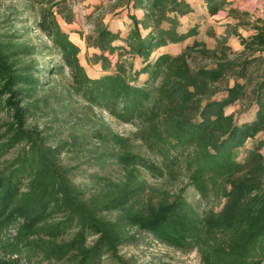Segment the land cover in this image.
<instances>
[{"label":"trees","instance_id":"trees-1","mask_svg":"<svg viewBox=\"0 0 264 264\" xmlns=\"http://www.w3.org/2000/svg\"><path fill=\"white\" fill-rule=\"evenodd\" d=\"M111 1L126 8L124 34L100 16L90 34L78 31L98 50L88 59L98 77L59 23L75 19L65 0H45L20 28L15 11H0V264H137L119 248L142 232L195 250L201 264H264V138L245 146L264 133V20L230 8L235 23L208 31L212 47L195 38L152 61L159 47L197 36L198 24L178 31L193 7ZM203 1L210 15L228 4ZM31 25L49 43L32 39ZM126 54L144 63L132 77ZM235 105L253 108L252 119L238 124L226 113ZM103 111L134 131L113 130Z\"/></svg>","mask_w":264,"mask_h":264},{"label":"rangeland","instance_id":"rangeland-1","mask_svg":"<svg viewBox=\"0 0 264 264\" xmlns=\"http://www.w3.org/2000/svg\"><path fill=\"white\" fill-rule=\"evenodd\" d=\"M44 1L45 0H0V11H3L4 8H10L12 11H15L14 15H16L17 18L14 19V24L16 28H20L23 25L22 20L29 18V20L31 21L36 18V11L39 8V5ZM229 2L231 4L228 5L225 9L221 10L214 17H207L205 9L203 7H198L196 10V14L189 17L186 20V23L188 25L198 24L201 27L200 29L202 30L210 26L218 32L223 31L225 29V24H227V22L225 21L232 20L226 17L230 8H235L239 12L247 11L251 16V19L260 17L264 20V0H229ZM30 3H32L35 7L33 10L27 6ZM65 3L69 4L72 7V10L75 14V19L72 23L66 24L58 16L59 23L61 27L69 33L72 41H74L80 47L78 57L87 74L90 76L100 75L102 73L100 65L91 64L88 60L89 57H91V55L93 53H96L98 50L94 49L93 47L87 48L85 46L84 40L80 38L78 31H82L83 35L90 34L95 19L100 16L102 17V21L106 23L111 30L115 31L118 26H121L119 30L122 32V34H124V32L128 29L130 23V20L126 14V8L124 6H114L113 1L111 0H65ZM94 5H99L97 10L93 8ZM122 19H124L123 22ZM240 31L243 34V30ZM29 35L35 41H43L49 43V41L40 32H38L33 25L30 26ZM192 41L193 38H190L186 40L185 43L190 44ZM116 43L120 45L123 44L122 41H118ZM206 43L208 46L212 47L215 44V41L213 38L207 37ZM186 44H176L173 45L171 49L173 51L178 49L181 50L183 45ZM116 58V55L111 56L112 61H115ZM121 61H123L125 66L127 67L129 77H132L133 72L137 71L138 67H140L141 65L140 59L137 56L131 57L128 54L124 55L121 58ZM139 79L140 81H142L143 78L140 77ZM238 108L239 105H235L233 107L229 106L226 108V113L233 112L235 114V121L238 124L252 119L254 112L253 108L246 112L237 114L236 111ZM100 113L107 121V123L112 127V129L117 131L118 133L128 134L134 131L133 125L129 123H121L113 117L109 116L104 111ZM262 138H264V133H260L253 140H248L245 146L247 148L253 147L256 141ZM139 151L146 153L144 147H139ZM79 178V175H77L76 179ZM185 195L191 202L199 201L198 196L191 187H188L186 189ZM214 207L215 209H219V205H215ZM119 254L125 255L126 257L130 255L135 256L137 264H201L199 256L195 250L183 252L168 247L143 232L139 234L136 243L120 247ZM104 264H111V262L105 261Z\"/></svg>","mask_w":264,"mask_h":264},{"label":"crops","instance_id":"crops-1","mask_svg":"<svg viewBox=\"0 0 264 264\" xmlns=\"http://www.w3.org/2000/svg\"><path fill=\"white\" fill-rule=\"evenodd\" d=\"M185 1H187L192 7H193V9H194V11L192 12V13H190V14H187V15H184V16H182V17H180L179 18V21H180V24H179V26H178V31L179 32H186L187 30H188V28L189 27H191L192 25H188L187 23H186V20L189 18V17H191V16H193V15H195L196 14V10H197V8L198 7H203L204 9H205V12H206V14H207V17H214L215 15H217L220 11H218L216 14H213V15H210V14H208V12H207V8H206V5H205V3H204V1L203 0H185ZM227 2H228V4H227V6L228 5H230L231 3L229 2V0H226ZM226 6V7H227ZM225 7V8H226ZM224 8V9H225ZM223 10V9H222ZM134 13H135V15L138 17V18H140L141 16H142V14H143V12L141 11V10H135V11H133ZM227 18H229V19H232V20H226L225 22H227V24L228 23H230V24H233V23H235V19H233L231 16H229V11H228V13H227V16H226ZM123 20L124 19H122V22H123ZM123 24V23H122ZM227 24H225V29H226V27H227ZM121 28V26H118L117 27V29H115V31H117V30H119ZM201 27L200 26H198V34H197V36H195V37H190V38H193V39H195V38H197V39H201V40H204V41H206V38L207 37H209V38H213L212 36H210V35H208V31L210 30V31H213V32H215L217 35H224V33H225V29L223 30V31H216V30H214L212 27H207L206 29H200ZM240 30H243L242 32H243V34L241 33V31ZM238 31L243 35V36H247V35H249V32H246L244 29H242V28H238ZM143 32H145V31H143ZM234 35L233 34H231V35H229L228 36V39H227V43H228V45H230L231 44V47L233 48V49H235L236 51H238V50H241L242 49V45L240 44V42H239V39L235 36V37H233ZM190 38H188V39H190ZM188 39H186V40H188ZM214 39V38H213ZM186 40L184 41V42H182V43H170V44H168V45H166V46H162V47H159L157 50H155L152 54H151V56H150V58H151V60L153 61L159 54H161V53H172V54H175V53H178L179 51H180V49H178V50H175V51H173L172 49H171V47L173 46V45H176V44H186L185 42H186ZM214 41H215V39H214ZM184 46V45H183ZM139 58V57H138ZM140 59V62H141V65H140V67H138V69L137 70H139L142 66H144V63L142 62V60H141V58H139ZM90 76V75H89ZM99 75H95V76H90V77H98ZM143 78L142 79V81H140V79L139 78ZM148 77H149V75H148V73H142V74H140L139 76H138V79H137V83L138 84H143L147 79H148ZM233 107V106H232Z\"/></svg>","mask_w":264,"mask_h":264}]
</instances>
